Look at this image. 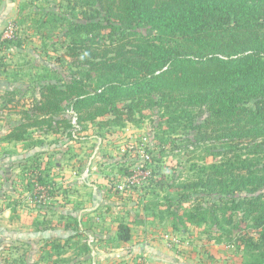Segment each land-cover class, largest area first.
Masks as SVG:
<instances>
[{
  "label": "trees",
  "instance_id": "obj_1",
  "mask_svg": "<svg viewBox=\"0 0 264 264\" xmlns=\"http://www.w3.org/2000/svg\"><path fill=\"white\" fill-rule=\"evenodd\" d=\"M34 6L19 5L12 30L0 34V50L9 55L32 36L51 38L52 52L61 50L74 71L65 76L52 68L56 77L36 83L30 100L19 97L20 86L5 89L2 108L11 105L19 116L8 122L4 140L23 142L45 132L71 136L69 110L81 129L122 124L156 108L167 135L190 129L196 141L218 145L204 148L191 178L150 180L153 190L166 186L174 194L164 198L161 216L176 230L188 222L205 226L215 234L211 239L235 249L241 264H264V0ZM38 160L30 163L31 175L41 168ZM37 176L43 183L45 175ZM115 238L126 244L130 224L119 221Z\"/></svg>",
  "mask_w": 264,
  "mask_h": 264
},
{
  "label": "rangeland",
  "instance_id": "obj_2",
  "mask_svg": "<svg viewBox=\"0 0 264 264\" xmlns=\"http://www.w3.org/2000/svg\"><path fill=\"white\" fill-rule=\"evenodd\" d=\"M61 2L0 0V34L10 33L21 3L32 9L37 4ZM50 39L32 36L26 47L13 49L9 55L0 50V95L20 86L19 97L30 100L36 83L56 77L52 68L65 76L74 71L67 68L61 50L52 52ZM2 100L0 264H93L94 256L88 253L95 248L118 247L119 221L130 224L127 245L147 242L153 246L154 255L140 254L134 264H160V258L162 264H241L235 249L211 239L215 234L205 233V226L188 222L185 228L172 229L161 211L164 198L174 194L166 186L153 190L150 185V180H159L161 175L169 182L191 178L193 165L203 161L204 148L216 151L217 144L196 141L190 129L167 135V123L160 125V111L154 108L135 113L122 124H88L73 130L71 136L35 133L13 145L4 136L8 122L19 115L16 109L7 108L11 105L2 108ZM65 114L71 122V114ZM33 158L42 164L31 175ZM204 161L211 162L212 156L206 155ZM121 167L129 173L122 175ZM41 174L45 183L37 176ZM29 179L32 185L27 187ZM57 233L61 236L55 237Z\"/></svg>",
  "mask_w": 264,
  "mask_h": 264
},
{
  "label": "crops",
  "instance_id": "obj_3",
  "mask_svg": "<svg viewBox=\"0 0 264 264\" xmlns=\"http://www.w3.org/2000/svg\"><path fill=\"white\" fill-rule=\"evenodd\" d=\"M20 143L22 142H11L10 144L18 145ZM55 233L56 232H52V236H54L53 234ZM60 236L58 233L55 235V237ZM127 243L118 245V247H108L106 250L102 251L99 249L100 247H97L95 250L91 251L90 254L88 253V256H94L93 264H134V259L140 254H144L148 257L155 254L152 244H148L147 242H133L131 245H127ZM160 260V264H162L163 259L160 258ZM151 262L153 263V261Z\"/></svg>",
  "mask_w": 264,
  "mask_h": 264
},
{
  "label": "built area",
  "instance_id": "obj_4",
  "mask_svg": "<svg viewBox=\"0 0 264 264\" xmlns=\"http://www.w3.org/2000/svg\"><path fill=\"white\" fill-rule=\"evenodd\" d=\"M8 35V32H5V36ZM71 114V122L74 124V131H77L78 125L76 124V114L73 110L68 111Z\"/></svg>",
  "mask_w": 264,
  "mask_h": 264
}]
</instances>
